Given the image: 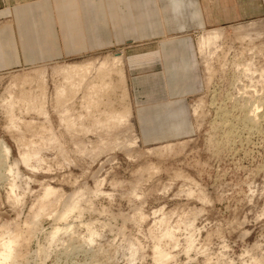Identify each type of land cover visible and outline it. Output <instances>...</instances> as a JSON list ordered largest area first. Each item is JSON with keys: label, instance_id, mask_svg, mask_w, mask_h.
Instances as JSON below:
<instances>
[{"label": "rangeland", "instance_id": "374dc122", "mask_svg": "<svg viewBox=\"0 0 264 264\" xmlns=\"http://www.w3.org/2000/svg\"><path fill=\"white\" fill-rule=\"evenodd\" d=\"M200 42L193 133L155 148L139 137L126 55L129 95L117 76L90 85L121 49L0 73V152L12 168L0 170V240L14 239L19 264H264V17ZM91 63L84 82L70 69ZM128 105L133 116L120 115ZM69 197L77 205L59 225L72 230L47 249Z\"/></svg>", "mask_w": 264, "mask_h": 264}, {"label": "crops", "instance_id": "0c3cea01", "mask_svg": "<svg viewBox=\"0 0 264 264\" xmlns=\"http://www.w3.org/2000/svg\"><path fill=\"white\" fill-rule=\"evenodd\" d=\"M260 17L264 0H0V73L121 49L139 137L161 147L193 133L202 35Z\"/></svg>", "mask_w": 264, "mask_h": 264}, {"label": "bare ground", "instance_id": "6f19581e", "mask_svg": "<svg viewBox=\"0 0 264 264\" xmlns=\"http://www.w3.org/2000/svg\"><path fill=\"white\" fill-rule=\"evenodd\" d=\"M90 63V62H89ZM95 63H97V61H95ZM112 63V64H111ZM108 62V58L103 61V64L101 65V67L98 69V72L96 74V76L94 77V80L92 82H90V85H92V88L94 87V84H97L99 86H101L102 84L104 85L105 83H107L106 79H111L113 78V76H117L118 79L122 82V84H124V90L127 93V87H126V81H125V74H124V69H123V62H122V57L120 55L114 56L112 62ZM90 65L92 66L93 64H87L86 66L83 65H78V67H74V68H70V69H76L79 73H80V81L84 82L85 79L87 80L88 77L90 76V72L91 69ZM66 71V70H65ZM55 73H57V75L59 76H63L65 77L64 73L65 72H57L54 71ZM67 72L70 73V71H66V74H68ZM16 81L19 82H25V79L22 78H18ZM70 80L67 79L66 82H69ZM72 83L76 82L77 80L74 81V79H71ZM209 83V82H208ZM69 90H72V88L70 87ZM85 90H89V87L86 86ZM20 94H23L22 92ZM121 98V97H120ZM113 106V103L110 104ZM201 104H199L200 106ZM111 106V107H112ZM109 108V107H108ZM258 106L256 105V109L252 111L250 119H254L255 120V124L257 123V119H256V112L258 110ZM109 111H113L112 108H109ZM120 115L124 116V115H131V107L130 105H128L125 110H123L122 112H120ZM261 118V117H260ZM262 119V118H261ZM258 124V123H257ZM137 139H135L133 142H126L124 144L125 147H127L128 149H133V147H135V145L137 144ZM172 151V149H171ZM4 153V161L0 162V170H7L10 174L12 173V168L8 163V159H9V150H6L4 152H0V155ZM145 155H149L154 153V150H146L145 151ZM1 161V160H0ZM1 175V172H0ZM12 188L15 186L14 181H12ZM65 203L67 204V208H62L59 209L56 213H54V217L56 218V227H54L51 232L48 234V237L46 238V242H47V249H50L52 246H54L59 240L60 238L65 235L66 233H69L72 229L71 228H66L67 225H59V222H61L62 220H64V218L69 214V212L71 210L74 209V207L77 205V200H75L73 197H69L67 198V201ZM38 222V220L36 221V223ZM36 223H33L32 226H35ZM58 223V224H57ZM7 236H9V234H7ZM0 245L2 247H5L8 252L6 254L5 251H3L2 253H0V262L3 264H19L18 261V256L16 255V251L14 250L15 247V241L14 239H12L10 236L8 239H6V237H3L0 240ZM45 256H48L47 250L45 253Z\"/></svg>", "mask_w": 264, "mask_h": 264}]
</instances>
